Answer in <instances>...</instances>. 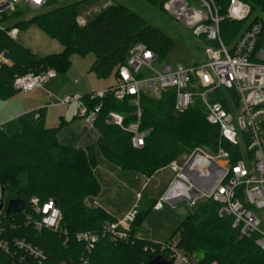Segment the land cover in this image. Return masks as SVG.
Instances as JSON below:
<instances>
[{
    "label": "trees",
    "instance_id": "16d2710c",
    "mask_svg": "<svg viewBox=\"0 0 264 264\" xmlns=\"http://www.w3.org/2000/svg\"><path fill=\"white\" fill-rule=\"evenodd\" d=\"M138 1L145 5V13L165 14L163 6L167 0ZM216 1L225 15L230 0ZM241 1L250 5L251 16L244 22L225 19L221 24L224 42L232 45L260 22L259 46H264V18L255 15L256 12L264 15V0ZM84 5L78 2L53 4L31 20L20 13L9 17L11 25L0 30V57L4 58L0 62V100L16 94L13 82L17 77L48 70L64 74L70 69L74 55H94L90 73L99 80H108L112 76L117 79L119 69L127 63L136 45H145L161 61L173 48V40L166 33L127 4L109 5L92 21L80 25L78 9ZM33 25L58 41L64 51L40 57L8 35L13 29L26 30ZM217 100L226 104L219 96ZM174 104L173 91L163 92L160 97L142 94L141 129L148 135L144 147L134 148L129 133L107 123L111 112L123 115L126 126L134 122L136 108L132 99L119 102L108 95L93 102V107L102 106L93 123L100 135L101 155L121 170L148 179L198 148L216 154L221 147L230 153L232 165L242 159L241 148L221 140L219 128L208 124L200 103L181 113L174 111ZM43 113L44 109H40L16 116L0 129V184L5 189V202L20 199L26 205L24 212L0 214L1 239L12 246L9 251L0 249V264H26L20 261L25 254L13 246L15 240H25L43 251L45 260L41 264H144L149 257L159 255L169 260V252L160 251L161 244L138 237L143 221L157 200L140 199L137 216L130 227V241L113 242L108 234H103L105 226L118 220L95 204L102 193L95 175L96 151L61 144L57 135L65 123L49 128ZM34 198L42 204L50 199L56 201L62 214V232H39L33 224H27L30 202ZM219 210L216 202L201 201L176 227L169 242L176 241L180 251L196 255L197 264H264V251L256 244L258 236H242L240 230L232 227L233 218H221ZM82 232L100 236L90 255L86 254L85 245L76 239ZM27 262L39 264L29 257Z\"/></svg>",
    "mask_w": 264,
    "mask_h": 264
},
{
    "label": "built area",
    "instance_id": "2783aa9c",
    "mask_svg": "<svg viewBox=\"0 0 264 264\" xmlns=\"http://www.w3.org/2000/svg\"><path fill=\"white\" fill-rule=\"evenodd\" d=\"M67 1L87 4L101 0H0V30L11 25L9 17L12 15L27 10L41 11ZM163 10L188 28L193 36L206 41V64L177 69L165 65L159 70L156 66L163 65L162 61L145 45L139 44L131 49L127 63L119 69L113 86L84 96L72 95L55 104L62 107L74 105L75 118L93 125L102 108L101 105L93 107V102L108 95L119 102L131 98L136 108V120L126 126L123 115L111 112L107 123L129 133L134 148H142L148 135L141 129L140 99L143 93L160 97L163 92L173 91L176 113L185 112L200 103L208 124L219 128L221 140L240 147L243 157L232 165L231 155L225 149L220 147L216 154H212L198 148L190 155L173 161L168 167L175 173V179L154 209L161 211L165 204L176 208L185 203L193 210L201 201L212 200L220 205L221 218L232 217V227L240 230L244 237L257 235L256 244L264 251V46H259L261 23H255L232 45H227L221 34L222 22L225 19L246 21L252 13L249 4L230 0L223 15L216 0H167ZM78 23L87 24L79 19ZM8 35L16 40L18 30L13 29ZM1 61H4L3 57H0ZM56 77L54 70L29 73L17 77L13 89L32 93L44 89ZM48 94L53 100V95ZM218 96L226 104L217 100ZM39 118L37 115L36 119ZM223 162L225 166L221 165ZM137 208L123 220L105 226L103 234H108L113 242L130 241V227L137 216ZM30 210L27 224H33L37 231L62 232V214L55 200L42 204L34 198L30 202ZM2 232L0 228V249L9 251L12 246L9 241L1 239ZM76 239L85 245L86 254L90 255L100 236L82 232L76 235ZM13 246L25 254L20 258L22 263L30 264L28 257L39 264L45 260L44 252L25 240H15ZM151 251L155 253L154 249ZM160 251L169 252L171 264L198 263L197 256L180 251L176 241L161 244Z\"/></svg>",
    "mask_w": 264,
    "mask_h": 264
},
{
    "label": "rangeland",
    "instance_id": "374dc122",
    "mask_svg": "<svg viewBox=\"0 0 264 264\" xmlns=\"http://www.w3.org/2000/svg\"><path fill=\"white\" fill-rule=\"evenodd\" d=\"M67 3L77 2L67 1L64 4ZM120 3L129 5L136 13L147 18L173 40L172 50L162 60L163 65L156 66L157 69L162 70L165 65L177 69L207 63L208 58L205 53L207 43L204 39L193 36L188 28L176 22L167 14L160 11L145 13V5L138 0H101L87 3L78 9V19L88 23L109 5ZM41 12L27 10L22 14L26 20H31ZM255 15L264 18V15L258 12ZM17 30L16 41L37 56H53L64 51L63 46L58 41L50 38L37 26L33 25L26 30ZM94 60L92 54L87 57L74 55L71 58L70 69L64 74L55 72L56 79L49 81L44 89L32 93L16 92L13 97L0 100V127L13 120L15 116H21L40 109H44L43 117L46 126L49 128L57 127L60 116L71 113L74 105L62 107L55 104V102L62 101L72 95L84 96L98 92L115 84L116 79L114 76L108 80H99L94 74L90 73ZM48 93L53 95V100ZM77 122L72 128L65 129L60 133L59 139L63 144L81 148L87 146L97 152L95 174L102 188L99 200L100 203L104 202L102 206L110 205L112 207L110 209H113L112 212L123 213L128 208L133 211L136 207H139L140 200L138 201V198L143 197L144 199V197L149 196L155 200H161L175 179V173L169 167L158 171L150 179L141 175L137 176L136 173L123 171L112 165L99 152L97 148L98 133L85 120L80 119ZM78 133L86 135V138L82 139L83 142L78 143L75 141V136H78ZM71 134L75 135V138L71 140L73 143H67L65 138ZM191 210L185 203L177 205L176 208L165 204L164 209L161 211L153 209L143 221L138 237L158 244L168 243L174 237L176 227Z\"/></svg>",
    "mask_w": 264,
    "mask_h": 264
},
{
    "label": "crops",
    "instance_id": "0c3cea01",
    "mask_svg": "<svg viewBox=\"0 0 264 264\" xmlns=\"http://www.w3.org/2000/svg\"><path fill=\"white\" fill-rule=\"evenodd\" d=\"M109 88V87H108ZM108 88H105V89H101L100 91H105L106 89H108ZM100 91H98V92H100ZM16 117V116H15ZM77 120H80V119H77V118H75V116H74V108H73V110L71 111V113L69 112L68 114H62L61 116H60V119H59V122H58V126H60V124H61V122H64L65 123V126H64V128H62V130H60L59 131V133H58V135H57V138H58V141L60 142V139H59V134L60 133H62L65 129H68V128H72L74 125H76L78 122H77ZM84 120V119H83ZM85 122L93 129V130H95L96 131V129L93 127V125L91 124V123H89V122H87L86 120H85ZM57 126V127H58ZM81 129V128H80ZM97 132V131H96ZM82 133V132H81ZM84 133V132H83ZM98 133V132H97ZM75 135H73V134H71L70 136H66V138H65V140L67 141V143L68 142H70V143H73V142H71V140H73L75 137V141H77L78 143H80V142H83L84 140H82V139H85L86 138V135L85 134H80V133H78V136L76 135L75 137H74ZM99 138H100V135H99V133H98V138H97V148H98V142H99ZM61 144H63L62 142H60ZM63 145H66V146H71V147H75V146H72V145H68V144H63ZM76 148H81V147H76ZM88 148H91V147H87L86 146V148H82V149H88ZM93 149V148H92ZM95 150V149H94ZM96 155H97V152H96ZM113 165V164H112ZM97 169V168H96ZM95 173H96V170H95ZM96 175V174H95ZM137 176H140L139 174H136ZM171 186V185H170ZM170 188V187H169ZM168 188V189H169ZM168 191V190H167ZM166 191V192H167ZM166 194V193H165ZM164 194V195H165ZM163 195V196H164ZM146 198H149V199H151V200H155V199H153V198H150L149 196H146ZM162 199V198H161ZM99 200H100V196L95 200V204L97 205V206H99V207H101L102 209H104L109 215H111L112 217H114L115 219H117L118 221H120V219L121 220H123L129 213H131V208H128L127 210H125L123 213L121 212V213H114V212H112L113 211V209H110V208H112L110 205H104V206H102V203H104V202H102V203H100L99 202ZM158 201V200H157ZM99 203H100V205H99Z\"/></svg>",
    "mask_w": 264,
    "mask_h": 264
},
{
    "label": "water",
    "instance_id": "95a60500",
    "mask_svg": "<svg viewBox=\"0 0 264 264\" xmlns=\"http://www.w3.org/2000/svg\"><path fill=\"white\" fill-rule=\"evenodd\" d=\"M221 165L225 166L226 163H221ZM26 205L25 202L20 199L10 200L7 203L5 202V189L0 184V213L5 212L6 214H15L21 213L24 211ZM147 264H171L170 261L163 258V256H155L149 257L147 260Z\"/></svg>",
    "mask_w": 264,
    "mask_h": 264
},
{
    "label": "bare ground",
    "instance_id": "6f19581e",
    "mask_svg": "<svg viewBox=\"0 0 264 264\" xmlns=\"http://www.w3.org/2000/svg\"><path fill=\"white\" fill-rule=\"evenodd\" d=\"M220 133V132H219Z\"/></svg>",
    "mask_w": 264,
    "mask_h": 264
}]
</instances>
